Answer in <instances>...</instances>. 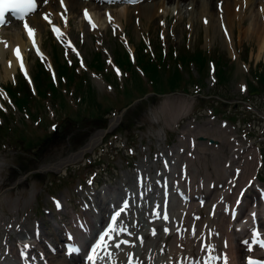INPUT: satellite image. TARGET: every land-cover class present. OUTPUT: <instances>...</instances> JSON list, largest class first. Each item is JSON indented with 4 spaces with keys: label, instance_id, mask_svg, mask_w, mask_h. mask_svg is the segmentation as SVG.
<instances>
[{
    "label": "rangeland",
    "instance_id": "obj_1",
    "mask_svg": "<svg viewBox=\"0 0 264 264\" xmlns=\"http://www.w3.org/2000/svg\"><path fill=\"white\" fill-rule=\"evenodd\" d=\"M161 1L154 0L156 3ZM52 3L54 5L51 9L55 13L53 12L54 15L51 16L56 28L62 33L59 36L52 30L53 27L48 21L44 22L42 19L43 13L51 14L47 6ZM52 3L50 0L47 3L40 0L39 11L28 19V23H31H29L30 27H34V18L41 27L42 38L38 39L36 36L35 46L39 48L43 58L33 52L36 48L30 44L23 22L10 24L3 30L7 34L15 31L21 33L22 43L26 48L25 55H27L24 58L27 76L29 77V73L31 76L37 72L38 58L43 60L47 70L54 76L55 65L52 55L58 51L60 61L72 63L77 60L79 62L77 72L85 77V84H90L97 101L104 108L110 106L113 109L107 115L103 114L100 121H92L88 118L78 121L77 118L86 116L87 112L83 108L81 111L80 95L74 88L70 90L66 88L67 92L63 90L65 104L71 115H58L59 102L46 99L43 101L41 110L30 107L29 115L36 114V119L31 115L24 117L15 110L2 90V87H6L10 82L15 83L18 73H24V71L17 67L12 74L6 76L3 69L5 60L0 61L2 70L0 109L10 112L7 118L14 117L11 123L12 131L0 142V254L6 247L16 243L14 240L17 235L20 237L22 233V236L28 233L27 235L31 236L34 231H39L40 237L44 240L40 246L46 248L45 253L49 256V252L52 254L50 249L55 247V241L62 237L60 229L54 227V222L67 223L69 230L72 229L69 225L73 220L72 216H76L83 223L90 221L93 216L99 217L98 223L103 222L111 206L107 202V197L118 201L122 194L129 191L137 194L138 174H142L146 179L155 180L157 169L163 167L161 156L172 157V152L179 145L183 132L189 131L192 134L193 128L196 127L204 129L211 126L214 129V131L209 129L206 132L210 133H207L205 137L200 136L202 140L199 138L197 140L199 143L207 142L210 149L217 148L219 156L224 159L232 154L233 148H249L250 151L254 150L253 148L258 149L259 161L262 165L256 182L264 189V88L254 78L255 71L264 70V48L260 51L261 41L259 43V40L250 33L246 34L245 30L250 23L248 16L242 25L239 22L233 24L231 30L230 25L226 27L216 21L212 27L210 18H201L198 15L191 19L192 14L187 11V8L182 9L180 13L175 2L165 4L163 11L151 17L141 13V7L153 3L151 0H144L133 7H101L86 1L84 4L91 8L98 7L102 14V19L99 20L93 10L90 13L92 20L90 24L81 9L76 10L74 14L64 13L61 16L60 2L53 0ZM258 4L256 3L255 7ZM258 7L261 11L264 10V5ZM121 9L126 10L125 15L120 14ZM248 12L246 11V15ZM35 34H37L36 31ZM68 39L72 40L77 47L76 52L72 51ZM149 40H151L150 50L160 46L165 52L171 50L180 55H192L200 51L206 61L208 59L204 70L195 65L186 67L176 64L183 77L182 88L187 89L188 94L199 91L200 96L189 98L179 91L157 97L156 101L139 110L132 106L130 111L133 113L130 114L127 111L120 120V123L124 122L126 117L133 120L130 122L129 131L120 132L119 125L110 133H106L102 143L97 145L91 153L84 154L82 159L71 163L67 168L60 166V169L55 167V169H44L34 173L41 167L66 160L70 154L78 152L94 135L98 134L101 124H108L113 111H118L123 106L120 102L123 95L118 92L116 85L107 81L99 73H95L93 69L86 67L94 54L99 52L101 61L114 68L115 58L118 57V53L121 55L123 48L132 56L135 50L136 54L138 53L140 42L148 43ZM120 59L118 58L119 61ZM212 62L215 64L216 75L219 70L223 71L225 82L220 83L219 78L217 79L218 75L214 76ZM171 66L173 64H170ZM114 71L118 75V83L124 84V77L120 76L118 69ZM138 73L141 79L146 81L147 78L140 71ZM166 75L169 74L166 72L160 74L162 82ZM146 87L150 89L152 85L147 82ZM256 87L262 88L263 92L252 93L251 91ZM131 90L136 91L134 87H131ZM184 106H188L187 112H183L184 115L180 116ZM252 109L259 115L254 114ZM77 110L81 111L80 115L75 114ZM212 113L215 118L211 115ZM68 117L71 121L67 120ZM2 121L4 123L5 117ZM51 124H56L55 131L50 130ZM223 124L226 127L222 129ZM44 126H47L46 132L53 134L54 138L36 144L32 151L22 148L21 139H17L19 134L24 136L28 143H33L35 141L29 142L28 139L42 138L40 135L45 134ZM18 131L20 133H16ZM209 140L216 141V144H210ZM239 152L238 150L234 153V162H240L247 153V151ZM204 161L203 159L201 164L197 163L202 174L205 170ZM206 161L209 172L214 177L215 168L210 152L206 153ZM176 167L179 169L178 166ZM218 180L220 187L223 181L221 178ZM239 180L236 182L239 183ZM199 189L197 193L204 194V191ZM252 195L254 192L250 188L244 193V199L250 201V205L253 201ZM138 203L141 206L140 209L144 208V201L143 203L138 201ZM132 206L139 209L133 203ZM204 211L200 212L202 216ZM122 219L125 218L122 217ZM145 221L147 222L146 219ZM89 225L91 228L92 223ZM260 231L264 233V225ZM16 245L15 251L18 249V242ZM242 249L245 253L241 255L240 264H245L249 251L244 246ZM254 255L264 259V252L260 248H256ZM53 257V264L70 263L58 253L53 254ZM0 264H3L2 258H0Z\"/></svg>",
    "mask_w": 264,
    "mask_h": 264
},
{
    "label": "bare ground",
    "instance_id": "obj_2",
    "mask_svg": "<svg viewBox=\"0 0 264 264\" xmlns=\"http://www.w3.org/2000/svg\"><path fill=\"white\" fill-rule=\"evenodd\" d=\"M58 1L60 2V0ZM151 1L153 3L141 7V13L154 17L158 12L164 10L165 4L175 2L177 9H180V13L182 9L187 8V11L192 14L191 19L194 16L198 17V15L201 18H210L212 27H214V22L216 21L226 25V27L230 25L231 30L233 24L239 22L242 25L244 19L248 16L250 23L245 32L254 36L259 40V43L261 41L260 51L264 48V10L261 11L260 7H258L264 5V0H162L161 3H156L154 0ZM50 2L52 3L53 0H50ZM256 3H259L257 7H255ZM64 4L68 11H61V15L64 13L74 14L78 9L86 10L87 8L94 10L99 20L102 19V14L98 7H88L79 0H64ZM53 5L54 3L47 6V10L51 12V15L55 13L51 9ZM121 10L120 14L125 15L126 10ZM246 11H249L248 15H246ZM33 23L34 27L32 28L36 31L38 39H41V27L35 18ZM25 33L28 36L26 30ZM20 34L18 31L7 34L0 29V41H7L8 43L7 48L4 47L3 43H0V61L5 60L3 69L6 76L12 74L20 65L14 52L17 46L21 49V55L24 60L26 48L22 43ZM28 38L32 39L29 36ZM7 53L10 55L9 61ZM9 63H11V67H9ZM1 73L2 70L0 69V77ZM187 107L184 106L180 116H182L183 112H187ZM209 129L214 131L211 126L204 129L201 127L193 128L192 134L189 131H184L179 140V145L172 152V157L162 156L163 167L159 171L160 181L155 183V186L148 183L145 188V197H138L139 202L143 203L144 201V208L142 207L141 209V219L144 218L149 223L146 230L143 229L139 217H136L137 211L135 212V209L129 205L130 199L132 201L135 200V197L130 195L131 193H127L118 202L115 200L116 202L113 203V200H111V204H120L117 207L123 208L124 204L128 205L127 208H124L126 221L118 225V227L122 225L126 231L121 233L123 236H117L113 243L119 240H128L129 244H122L120 249L110 247L108 251L112 252L111 257H107L101 252V258L97 259L96 264H129V256L132 257V264H178L184 257L189 258L192 264H196V261H200V264H203V261L207 259V253L202 250L201 244L209 240V230H212L211 244L216 249L213 254L226 253L229 255L230 264H240L241 255L245 253L242 247L248 248V245H245L243 241L248 240L251 247L256 244L254 233L259 232L261 224L264 223V189H261L255 181L259 155L254 148L252 151L249 148H239V151H248L244 157L245 161H243V158L240 162H234V153L226 159L220 157L217 148L210 149L211 147L208 146L207 142L199 143L197 140L200 136L205 137L207 133H210L206 132ZM97 141L98 134L93 136L90 145H94ZM233 151H235L234 148L231 152ZM207 152H210L213 156L214 177L211 176L208 169ZM250 156L254 158L253 162L248 161ZM77 158H79V154L71 155L54 166H61L64 162L75 161ZM203 159L205 160L204 174H202L201 168L197 164H201ZM240 166L244 169L240 170ZM220 178L223 181L221 187L218 186L220 184L218 179ZM144 179L146 178L144 177L141 180V184ZM237 180L240 182H236ZM251 180L254 182L251 186L254 195L251 198L252 200L257 198L259 203L256 202L257 204L250 205V201L247 199L241 200L240 203L236 200L238 192L243 191L247 184V187H250L249 182ZM198 188L203 190L204 194H198ZM165 194L167 195L165 196ZM165 201L167 202L169 215L167 221L162 218ZM157 206H159L161 213L160 217L156 215ZM201 210H205L203 212L204 216L201 215ZM241 211L246 213L245 217L242 220L235 219L232 222L230 216L238 215ZM157 222L160 225L156 224ZM165 228L169 230L168 233L164 231ZM153 229L156 231L155 236L152 235ZM193 229L196 232L195 236L191 234ZM217 233L218 235H216ZM27 234L24 235L27 236ZM140 238L143 239V243H141ZM30 239H35L34 242H36V238L32 237ZM80 239L83 240L84 238ZM21 240L19 245L22 246L20 248L24 252L28 249L31 253L36 252L38 244L29 242L24 237H21ZM225 241L228 242L227 248L223 246ZM25 245L28 247H25ZM18 258L21 259V255ZM40 261L43 264H50L46 259H40ZM29 262L38 264L39 261L30 258ZM81 263L85 264V261L77 257L71 264ZM3 264H14V261H3ZM87 264H92V262L87 261ZM217 264H220V262H217ZM262 264H264V261Z\"/></svg>",
    "mask_w": 264,
    "mask_h": 264
},
{
    "label": "trees",
    "instance_id": "obj_3",
    "mask_svg": "<svg viewBox=\"0 0 264 264\" xmlns=\"http://www.w3.org/2000/svg\"><path fill=\"white\" fill-rule=\"evenodd\" d=\"M145 50L146 48L144 47L143 44L138 46L136 63L139 69L141 70L142 74L153 85L151 91L145 87V85L142 82V79L140 78V76L138 75L135 69V66L128 60L126 54H123L122 58L118 62L120 63V66L125 67L126 71L129 73V75L126 76V80L128 81V84H130L131 87H134L136 89V91H134L131 90L130 88V90L126 91L125 96L129 100L127 102H124L125 104L124 107L130 105L133 101L142 98L143 96H145L150 92H153L155 94H163L169 92L171 93L180 90L187 92V89L182 88L183 77L181 76L179 69L176 68L175 63L185 65L187 67L190 64H193L197 66L199 69L204 70L205 63L207 62L205 57L202 55L200 51L192 55H187V54L177 55L176 53L169 51L167 54L163 55V53L158 49L156 53L150 55ZM57 53L58 51L55 52L54 54V61L57 65L58 75L60 78L62 77L66 79L68 86H72L76 82L78 75L75 72L74 67L73 68L67 67L65 63H63L58 59ZM169 62H173L174 66L170 67ZM90 64L94 66L101 73L104 72V64L100 60L99 53L94 54ZM37 67H38L37 72L33 76L37 98L45 99L49 97V95L53 99H57V97H62L60 90L52 84V82L49 79V75L43 70L42 66L37 65ZM162 72H166L167 74H169L166 75L163 82L160 79V74H162ZM217 75L221 83L226 81V78L223 75L222 70H219ZM255 77L259 82L260 86L264 88V70L260 72L255 71ZM59 83L61 84L60 80ZM82 89L83 87L81 84L76 86L77 92L82 93ZM8 93L13 99L14 103L16 104L18 110L20 111L27 109L28 106L30 105V101L32 99H35L30 93L26 83L22 79H19L17 88H13L12 86H10L8 88ZM83 93L84 95H82V102L80 105H84L87 107L86 109L89 110L88 116L92 117L90 119L101 118L103 114L109 110L108 108H104L102 104L97 101L92 89L89 86L87 87V90L84 91ZM154 100H155V96L149 98L144 103L147 102L149 103ZM36 102L37 105H39V102L38 101ZM64 107L65 106L63 105L62 108ZM130 122L131 119L126 117L122 126H127ZM9 130L10 129L8 125L0 127V135L6 134L7 132H9ZM50 137H51L50 134H48L39 141V144L44 140L48 141Z\"/></svg>",
    "mask_w": 264,
    "mask_h": 264
},
{
    "label": "snow or ice",
    "instance_id": "obj_4",
    "mask_svg": "<svg viewBox=\"0 0 264 264\" xmlns=\"http://www.w3.org/2000/svg\"><path fill=\"white\" fill-rule=\"evenodd\" d=\"M43 2L47 3L48 0H43ZM111 2H114V0H111ZM128 2L131 3V2H134V0H128ZM60 4H61V7L64 8V11L67 12L68 9L64 4V0H60ZM37 6H38V0H0V24L4 23V18H5L6 13L11 12V13L16 14L18 19L24 21L23 27L27 31L28 36L32 38L33 46H35L36 45L35 30L29 26V23L27 22V20H25V16H27L30 13L35 12L37 10ZM84 15L88 19L89 23L92 24L91 17L87 10H85ZM44 19L47 20L49 24L52 23L48 15H45ZM109 19H111L110 16H109ZM205 22L207 23V21ZM93 27H95L94 24H93ZM52 30L56 32L58 36L62 35V33H60V29L56 28L55 26H53ZM0 43H3L5 48L8 47L7 41H0ZM36 51L38 54L41 55V58H43V55L42 53H40V50L38 47L36 48ZM14 52H15L17 60H19L20 62L21 70L24 71L25 76H27V71L25 70L23 56L21 55V49L17 46ZM9 67H11V63H9ZM166 195L167 194H165V196ZM57 206L59 207V204H57ZM127 207L128 205L124 204L123 208H127ZM156 215L157 217H160L161 215L159 206H157ZM119 217H120V212H116L115 215L111 219L110 226H108L107 229L103 232V234L99 236L98 242L91 248V255L88 256V259L89 261L92 262V264H96L97 259L101 258L100 257L101 252H103L105 256L111 257L112 252L108 251L110 247H114L115 249H120L122 244L123 245L129 244L128 240H119L113 243V241H115V237L113 236V234H116V236H119L121 233H124L126 231V229L122 225L119 227L117 226V219ZM162 218L165 221L169 219L166 201H165V205L163 208ZM197 219H199V217H197ZM164 231L166 233L169 232L167 228H165ZM191 234L193 236L196 235V232L194 229L192 230ZM152 235L153 236L156 235L155 229H153ZM216 235H218V233ZM211 236H212V230H209V240L207 242H202L201 244L202 250H204L207 253V259L203 261V264H217V262H220V264H230V258L228 254L226 253L215 254V255L213 254L216 252V249L211 244V239H210ZM260 236H261L260 232L254 233L255 243L258 244L260 248L264 249V240L260 239ZM140 240H141V243H143V239L140 238ZM243 243L245 245H248V251L251 252L252 247L249 244V241L245 240L243 241ZM132 246L134 247V245ZM223 246L224 248H227L228 242L225 241ZM25 247H28V246L25 245ZM70 251L75 252V251H79V249L73 248V249H70ZM128 261H129V264H132L131 256H129ZM178 264H192V261L189 260V258L184 257V259L182 261H179ZM196 264H200V261H196ZM247 264H262V262L249 258L247 261Z\"/></svg>",
    "mask_w": 264,
    "mask_h": 264
},
{
    "label": "water",
    "instance_id": "obj_5",
    "mask_svg": "<svg viewBox=\"0 0 264 264\" xmlns=\"http://www.w3.org/2000/svg\"><path fill=\"white\" fill-rule=\"evenodd\" d=\"M115 121H118V119L116 120V119H114L113 121H111L110 123H109V126H108V128L109 129H111L112 127H114L115 126ZM106 132H108V130H104V131H102L101 132V135H104ZM85 149H83V150H81L82 152L84 151Z\"/></svg>",
    "mask_w": 264,
    "mask_h": 264
}]
</instances>
